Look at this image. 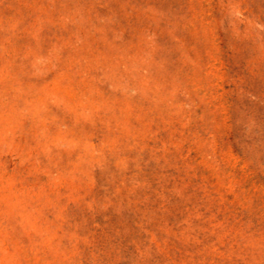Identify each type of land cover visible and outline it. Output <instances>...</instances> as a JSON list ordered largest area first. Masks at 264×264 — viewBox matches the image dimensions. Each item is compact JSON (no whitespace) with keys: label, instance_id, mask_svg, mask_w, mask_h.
Listing matches in <instances>:
<instances>
[{"label":"rangeland","instance_id":"rangeland-1","mask_svg":"<svg viewBox=\"0 0 264 264\" xmlns=\"http://www.w3.org/2000/svg\"><path fill=\"white\" fill-rule=\"evenodd\" d=\"M0 264H264V0H0Z\"/></svg>","mask_w":264,"mask_h":264}]
</instances>
